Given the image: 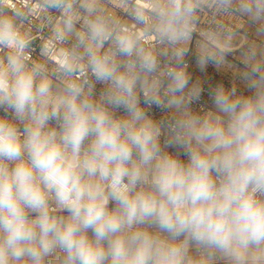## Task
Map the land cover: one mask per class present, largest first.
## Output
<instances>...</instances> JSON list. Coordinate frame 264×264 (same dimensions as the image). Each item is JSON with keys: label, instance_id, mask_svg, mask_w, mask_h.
Returning <instances> with one entry per match:
<instances>
[{"label": "clouds", "instance_id": "clouds-1", "mask_svg": "<svg viewBox=\"0 0 264 264\" xmlns=\"http://www.w3.org/2000/svg\"><path fill=\"white\" fill-rule=\"evenodd\" d=\"M38 2L34 60L27 14L0 0V264H264V70L193 110L205 0H148L131 26L101 0ZM213 2L264 21V0Z\"/></svg>", "mask_w": 264, "mask_h": 264}, {"label": "built area", "instance_id": "built-area-1", "mask_svg": "<svg viewBox=\"0 0 264 264\" xmlns=\"http://www.w3.org/2000/svg\"><path fill=\"white\" fill-rule=\"evenodd\" d=\"M147 2L148 0H101L105 12L130 26L135 24L136 10ZM8 5L27 14L28 20L23 24L22 30L33 38L32 58L41 60V46L50 37L51 25L41 11L38 0H8ZM184 47L187 49L184 56L186 71L194 83H199L204 88L200 103L192 105L193 110L200 114L212 108L209 89L214 91L222 84L236 88L238 93L247 94L244 77L251 71V65H258L264 70L262 21H253L237 12H218L213 0H205L197 8L191 21V37ZM209 54L215 60L209 61L204 70H201L197 59ZM161 60L163 66L166 58L161 57ZM101 89L102 86L97 84V92ZM151 111L156 112L158 117L166 118L169 115L155 107ZM0 115H3L2 110Z\"/></svg>", "mask_w": 264, "mask_h": 264}, {"label": "rangeland", "instance_id": "rangeland-1", "mask_svg": "<svg viewBox=\"0 0 264 264\" xmlns=\"http://www.w3.org/2000/svg\"><path fill=\"white\" fill-rule=\"evenodd\" d=\"M262 33L264 34V21H262ZM214 264H226L225 261L217 258L215 261H214Z\"/></svg>", "mask_w": 264, "mask_h": 264}]
</instances>
